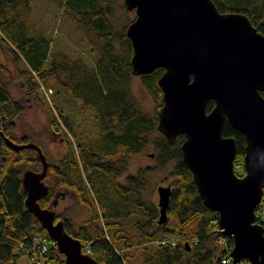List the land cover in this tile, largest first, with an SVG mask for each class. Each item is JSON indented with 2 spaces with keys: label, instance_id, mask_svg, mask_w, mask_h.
Instances as JSON below:
<instances>
[{
  "label": "trees",
  "instance_id": "1",
  "mask_svg": "<svg viewBox=\"0 0 264 264\" xmlns=\"http://www.w3.org/2000/svg\"><path fill=\"white\" fill-rule=\"evenodd\" d=\"M51 1L63 8L96 57L88 64L80 56L52 53L50 38L37 32L29 19L31 0H0V264H19L21 255H26L30 264H65L64 255L24 202L23 171H39L42 167L36 151L28 147L15 150L4 140L5 135L14 141L12 119L24 107L11 95L8 81L2 76L9 70V56L19 73L29 74L28 93L39 98L40 84L50 89L49 94L58 86L95 113V132L76 131L62 107L56 102L47 105L51 131L66 134L67 130L72 137L66 140L62 156L56 162H48L43 178L48 190L38 198L39 205L46 208L55 200L65 199L67 190L73 192V206L86 207L90 216L75 225L70 205L66 204L55 212L54 219H61L64 229L77 237L82 247L88 245L90 256L99 264H131L137 250H141V264H233L231 258L225 263L220 261L224 249L218 239L224 236L218 229L217 212L203 203L192 172L182 158L180 145L184 135L178 134L169 141L157 129L158 109L163 102L157 78L163 68L137 75L154 100L152 112L143 110L131 91L132 45L125 34L131 19L117 24L116 7L111 0ZM213 2L219 11L245 13L264 33V0ZM119 6L128 10L123 1ZM213 104V100H208L206 109ZM222 133L234 137V169L241 174L244 134L226 119ZM19 138L20 143L29 140L26 134ZM149 146L155 165L139 166L135 173L120 179L129 158ZM171 160L173 178L168 182L171 191L167 219L157 223V203L145 197L143 186L150 168ZM255 212L256 221L264 228V186ZM171 220L176 226L167 227ZM37 236L46 246L45 251L35 244ZM165 236L176 237V243H157ZM227 243L233 246L232 237Z\"/></svg>",
  "mask_w": 264,
  "mask_h": 264
},
{
  "label": "water",
  "instance_id": "2",
  "mask_svg": "<svg viewBox=\"0 0 264 264\" xmlns=\"http://www.w3.org/2000/svg\"><path fill=\"white\" fill-rule=\"evenodd\" d=\"M123 3L135 12L125 28L132 45V74L163 68L157 78L163 100L158 131L169 141L184 135L182 158L203 203L217 212L220 231L233 239L232 263L245 259L241 264H264V228L255 212L264 186V33L245 13L219 11L213 0ZM210 99L214 104L207 110ZM225 119L245 137L240 176L234 171V137L222 133ZM4 140L15 150L36 151L42 167L23 171L24 202L64 255L65 264H99L64 229L62 220L54 219L53 209L39 205L38 198L48 190L43 180L48 161L40 146L5 135ZM156 191L157 223H162L170 184L157 185Z\"/></svg>",
  "mask_w": 264,
  "mask_h": 264
},
{
  "label": "rangeland",
  "instance_id": "3",
  "mask_svg": "<svg viewBox=\"0 0 264 264\" xmlns=\"http://www.w3.org/2000/svg\"><path fill=\"white\" fill-rule=\"evenodd\" d=\"M116 7L115 20L117 24H122L127 19L135 17L134 10H124L119 4L123 0H111ZM29 19L34 23L37 32H41L50 38V50L60 51L69 57L80 56L88 64H91L96 57V53L90 50V46L82 40V33L79 32L67 13L62 7H59L51 0H31L29 11ZM8 71L2 73L4 80L8 81V88L13 97H16L24 105L23 109L12 119L11 133L14 135V142H19L21 135H28V141L40 144V148L48 162H56L66 150V140L71 139V133L66 130V134L59 132L53 133L49 127V115L46 110L47 105L56 102L58 106L63 108L64 113L68 116L70 123L76 131H92L97 130V122L93 109L90 106L81 105L71 94L65 89L56 86L52 88V93L43 84H40L42 92L41 97H36L33 93H28L27 79L29 74H21L15 67L11 56L7 57ZM23 63H20L22 65ZM131 91L137 98L140 107L152 112L155 106L154 100L147 89L141 83L137 75L132 74L129 78ZM48 94H47V93ZM26 141V142H28ZM153 149L149 146L140 155L129 158L125 172L120 176L124 178L127 173H135L139 166L155 165V157L150 155ZM173 161H168L160 167L150 168L147 172L146 180L143 186V193L149 200L157 203V185H167L172 179L170 168ZM235 171V169H234ZM236 174L243 175L240 170L235 171ZM70 202L65 199H58L54 205L49 208L55 212H59L69 203V213L73 215L75 225L87 219L90 211L84 207L73 206V193ZM167 227L176 226L175 220H171L166 224ZM175 235V234H173ZM84 252H88V245L82 247ZM143 253L137 250L134 258L130 260L131 264H141ZM19 264H30L26 255L18 258Z\"/></svg>",
  "mask_w": 264,
  "mask_h": 264
},
{
  "label": "built area",
  "instance_id": "4",
  "mask_svg": "<svg viewBox=\"0 0 264 264\" xmlns=\"http://www.w3.org/2000/svg\"><path fill=\"white\" fill-rule=\"evenodd\" d=\"M50 92V89L48 90ZM218 229L220 230V228L218 227ZM224 237H219L218 239V243L220 245L223 246L224 252L222 253V257L220 259V261L222 263H225L227 261L230 260V250H231V246L228 245L227 243V239L229 238L228 236L223 235ZM35 244L37 245V247H41V251H45L46 246L41 242V237L37 236L34 240ZM164 243V242H170V244H175L176 243V237L174 236H165L162 237L160 240L157 241V243ZM42 244V245H41Z\"/></svg>",
  "mask_w": 264,
  "mask_h": 264
},
{
  "label": "flooded vegetation",
  "instance_id": "5",
  "mask_svg": "<svg viewBox=\"0 0 264 264\" xmlns=\"http://www.w3.org/2000/svg\"><path fill=\"white\" fill-rule=\"evenodd\" d=\"M73 193V192H72ZM66 198H69V199H67L69 202H70V198H71V194H68L67 193V196H66ZM68 205H69V203H68ZM244 261H246L245 259H243L242 261H240L238 264H241V263H243ZM233 264H235V263H233Z\"/></svg>",
  "mask_w": 264,
  "mask_h": 264
}]
</instances>
